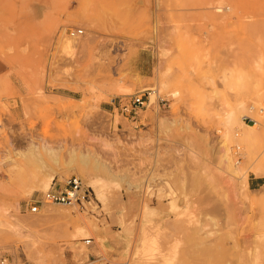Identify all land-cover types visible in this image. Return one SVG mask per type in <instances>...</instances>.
<instances>
[{
	"label": "rangeland",
	"instance_id": "rangeland-1",
	"mask_svg": "<svg viewBox=\"0 0 264 264\" xmlns=\"http://www.w3.org/2000/svg\"><path fill=\"white\" fill-rule=\"evenodd\" d=\"M0 64V259L264 264V0H0Z\"/></svg>",
	"mask_w": 264,
	"mask_h": 264
},
{
	"label": "built area",
	"instance_id": "built-area-1",
	"mask_svg": "<svg viewBox=\"0 0 264 264\" xmlns=\"http://www.w3.org/2000/svg\"><path fill=\"white\" fill-rule=\"evenodd\" d=\"M68 33L72 36L83 33L82 29H69ZM145 94H139L134 97H122L118 100V107L122 114L132 119L138 115L139 108L145 105ZM91 191L78 176H71L61 184H53L41 194L32 195L26 202L25 209L32 213H39L41 208L48 203H61L69 206L79 205L85 207L86 202H90ZM93 238H85L87 245L92 243ZM0 264H20L10 258H1ZM88 264H115L109 258L103 256H94Z\"/></svg>",
	"mask_w": 264,
	"mask_h": 264
},
{
	"label": "bare ground",
	"instance_id": "bare-ground-1",
	"mask_svg": "<svg viewBox=\"0 0 264 264\" xmlns=\"http://www.w3.org/2000/svg\"><path fill=\"white\" fill-rule=\"evenodd\" d=\"M64 46L65 47H71V44H70L69 41H67V42H65ZM44 215L47 218L57 217V216L54 215V213L49 212L47 209L44 211ZM72 225H73V230H74V233L72 234V239H80L81 234L87 232L88 230H91V229L96 228V223H94L91 220L83 219L82 217L81 218L74 219L72 221ZM99 237L102 239L103 242H106L107 241V238L106 237H104V236H99ZM56 250H57L56 244L55 245L48 244V245H46V246L38 249L35 253L43 254L45 251H47L49 253V256L55 257L54 254L56 253ZM54 264H65V261H63V260H57L56 257H55Z\"/></svg>",
	"mask_w": 264,
	"mask_h": 264
},
{
	"label": "crops",
	"instance_id": "crops-1",
	"mask_svg": "<svg viewBox=\"0 0 264 264\" xmlns=\"http://www.w3.org/2000/svg\"><path fill=\"white\" fill-rule=\"evenodd\" d=\"M2 70V65L0 64V71Z\"/></svg>",
	"mask_w": 264,
	"mask_h": 264
}]
</instances>
